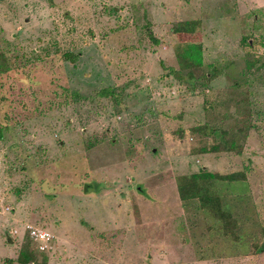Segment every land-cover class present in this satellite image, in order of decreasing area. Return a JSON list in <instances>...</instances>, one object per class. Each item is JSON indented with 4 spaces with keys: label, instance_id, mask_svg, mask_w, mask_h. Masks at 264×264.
Here are the masks:
<instances>
[{
    "label": "rangeland",
    "instance_id": "rangeland-1",
    "mask_svg": "<svg viewBox=\"0 0 264 264\" xmlns=\"http://www.w3.org/2000/svg\"><path fill=\"white\" fill-rule=\"evenodd\" d=\"M0 52V264L25 224L36 264H264V0H0ZM201 168L242 174L209 185L238 241L179 200Z\"/></svg>",
    "mask_w": 264,
    "mask_h": 264
},
{
    "label": "trees",
    "instance_id": "trees-1",
    "mask_svg": "<svg viewBox=\"0 0 264 264\" xmlns=\"http://www.w3.org/2000/svg\"><path fill=\"white\" fill-rule=\"evenodd\" d=\"M200 30L201 20L192 19L177 22L171 27V32L175 35L196 34L199 33ZM201 52V44H189L181 53L176 54L175 56L179 71H187L188 79H192L194 77V73L192 72L193 70H196L197 72L198 69L201 68ZM72 57L74 58L75 56L73 55ZM8 70L9 66L6 61V57L0 52V74L6 73ZM100 94L102 96L115 98V91L109 88L100 91ZM210 134H214V131L210 130ZM218 143V149H216V145L213 144L214 146L211 147V151L218 152L222 150L224 145H227L224 147V151L234 149V146L232 145L233 142L225 141L223 144V141H218ZM241 177L243 178L242 174L239 172L221 175L218 173L207 172L206 168H201L198 173H193L190 176L183 177L179 180L176 186L177 194L179 200L184 205L190 203L191 201H196L198 203L199 209L202 210L210 219H212V224L215 226L214 228L221 234V236L229 238L232 241H238L239 236L237 231L241 224H238V220L234 217L231 210H229L228 207L224 205L221 198L211 193L209 185L214 181L233 183L242 180L240 179ZM30 244V241H28L24 246H22L17 257V262L19 264H36L35 253L38 252L37 254L40 255H46V253H48L39 252L32 244V246H30ZM4 264H13V261L7 259L5 260Z\"/></svg>",
    "mask_w": 264,
    "mask_h": 264
},
{
    "label": "built area",
    "instance_id": "built-area-1",
    "mask_svg": "<svg viewBox=\"0 0 264 264\" xmlns=\"http://www.w3.org/2000/svg\"><path fill=\"white\" fill-rule=\"evenodd\" d=\"M17 231H13L15 235ZM25 233L30 243L39 252H48L52 249L53 235L46 229L32 224H25Z\"/></svg>",
    "mask_w": 264,
    "mask_h": 264
}]
</instances>
